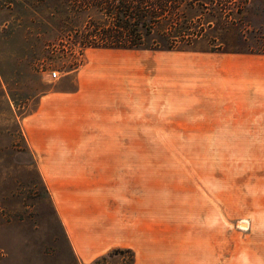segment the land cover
Instances as JSON below:
<instances>
[{
    "label": "rangeland",
    "instance_id": "1",
    "mask_svg": "<svg viewBox=\"0 0 264 264\" xmlns=\"http://www.w3.org/2000/svg\"><path fill=\"white\" fill-rule=\"evenodd\" d=\"M79 1L0 0V264L136 261L129 248L78 258L56 200L65 187L48 183L57 173L64 185L72 171L85 200L71 205L67 189L68 207L122 242L136 223L153 259L264 264V56L204 52L220 43L211 31L196 52L103 56L78 44L105 22L97 10L75 14ZM242 19L264 28V0H249ZM218 33L233 47L237 31ZM79 75L91 78L96 99L108 85L118 96L121 139H87L76 111L64 139L34 151L26 122L43 97L77 90Z\"/></svg>",
    "mask_w": 264,
    "mask_h": 264
},
{
    "label": "trees",
    "instance_id": "2",
    "mask_svg": "<svg viewBox=\"0 0 264 264\" xmlns=\"http://www.w3.org/2000/svg\"><path fill=\"white\" fill-rule=\"evenodd\" d=\"M79 2L82 9L74 11L75 14L97 10L102 14L100 19L105 21L89 25L88 31L78 43L82 46L127 51L196 52L199 39L207 31H211L215 37L213 42L220 43L204 49V52L264 56V28L250 29L242 19L249 0ZM232 29L237 33L233 39L234 48L230 49L226 47L227 42L229 44L227 38H221L217 34L225 32L227 35ZM155 34L157 38L152 39ZM131 256V261L127 264H134V255ZM104 260L106 258L102 259ZM96 264H100V261H96Z\"/></svg>",
    "mask_w": 264,
    "mask_h": 264
},
{
    "label": "crops",
    "instance_id": "3",
    "mask_svg": "<svg viewBox=\"0 0 264 264\" xmlns=\"http://www.w3.org/2000/svg\"><path fill=\"white\" fill-rule=\"evenodd\" d=\"M101 51L103 53L100 55L110 56L113 51L124 50L103 49ZM97 61L102 62L101 59ZM107 65H104V69H112L111 63ZM79 77L80 87L77 90L43 97L38 112L26 122L29 143L34 151H50L53 141L59 138L64 139L66 126L68 125L69 130L73 124V118H69V115L73 116V113L76 111L80 112L82 131L86 129L90 133L86 134L87 139L93 140L98 138L97 132L109 134L101 136L106 139H121V104L120 101L114 99L118 97L114 90L109 85L103 86V94L99 95V99H96L97 91L96 88L91 86V78L87 76L81 78L80 75ZM92 78H96L98 81L100 79L99 77ZM102 96L105 99L104 101H102ZM107 97L113 99L108 100ZM62 108H65L66 112L68 111V117L67 114H64L66 116L63 117L64 115L61 114ZM209 123L211 122L209 121ZM55 148L53 147V149ZM76 173V171H72L65 174L63 176L64 185L58 182L61 180V177H58L57 173L54 176H48V183L49 188L53 191L58 186L65 187L66 194L63 200L56 195L57 203L65 204L64 206H58V210L64 218V226L72 247L81 261L91 263L99 256L113 249L129 248L136 253L135 264H169L166 260L153 259L147 253L148 251L144 247V243L138 238L140 230L137 228L136 223L134 225L130 224L132 230L127 233V241L122 242L117 240L113 233L112 235L108 234L102 227L98 229V222L90 214L82 211V207L77 211L71 207L74 196H78L77 202L82 203L85 200L82 197L83 195H81L84 186H82L80 175ZM79 186L82 187L78 188ZM67 189L71 198L70 207H68ZM175 263L174 261L173 264Z\"/></svg>",
    "mask_w": 264,
    "mask_h": 264
},
{
    "label": "built area",
    "instance_id": "4",
    "mask_svg": "<svg viewBox=\"0 0 264 264\" xmlns=\"http://www.w3.org/2000/svg\"><path fill=\"white\" fill-rule=\"evenodd\" d=\"M52 76H53V78H57V76H58V72H56V71L53 72V73H52Z\"/></svg>",
    "mask_w": 264,
    "mask_h": 264
}]
</instances>
